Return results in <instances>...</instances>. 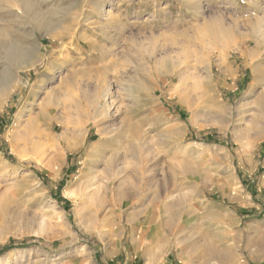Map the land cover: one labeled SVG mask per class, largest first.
I'll list each match as a JSON object with an SVG mask.
<instances>
[{"label":"rangeland","instance_id":"1","mask_svg":"<svg viewBox=\"0 0 264 264\" xmlns=\"http://www.w3.org/2000/svg\"><path fill=\"white\" fill-rule=\"evenodd\" d=\"M0 33V264H264V0H0Z\"/></svg>","mask_w":264,"mask_h":264},{"label":"bare ground","instance_id":"2","mask_svg":"<svg viewBox=\"0 0 264 264\" xmlns=\"http://www.w3.org/2000/svg\"><path fill=\"white\" fill-rule=\"evenodd\" d=\"M26 4V3H25ZM25 4H23V5H25ZM26 6V5H25ZM30 7H32L33 8V6L31 5ZM30 7L28 8L29 10H30ZM25 8H27V6L25 7ZM24 8V9H25ZM35 9H33L32 11H34ZM32 11H30V12H32ZM38 11V10H37ZM28 14H30V13H28ZM32 14V13H31ZM41 14H42V12H41ZM41 14H40V16H41ZM31 16H33V15H31ZM45 25V24H44ZM2 33V32H1ZM0 33V34H1ZM16 46V45H15ZM18 48V47H17ZM21 48V47H20ZM17 50V49H16ZM16 50H14V51H16ZM13 53H15V52H13ZM20 60V59H19ZM13 61V60H12ZM4 84V86L7 84V82H5V83H3ZM7 90V89H6ZM6 90H4L3 89V91H6ZM3 94H4V92H3ZM0 96H1V94H0ZM3 96V95H2ZM188 105H191V103H188ZM258 105H259V111L261 112V115L263 116L262 118L264 119V98H261V99H259V102H258ZM194 109V110H193ZM261 109V110H260ZM187 110H191V111H195V108H193V107H188L187 108ZM199 111V110H198ZM167 124V123H166ZM168 129H170V128H168ZM139 149V148H138ZM133 150V149H132ZM131 150V151H132ZM134 152V151H133ZM137 154V153H136ZM169 224V223H168ZM261 246V245H260ZM210 248H212L211 249V251H213V247L211 246ZM11 252H9L7 255H9Z\"/></svg>","mask_w":264,"mask_h":264},{"label":"trees","instance_id":"3","mask_svg":"<svg viewBox=\"0 0 264 264\" xmlns=\"http://www.w3.org/2000/svg\"><path fill=\"white\" fill-rule=\"evenodd\" d=\"M14 247H6L0 251V255H5L7 252L13 250Z\"/></svg>","mask_w":264,"mask_h":264}]
</instances>
